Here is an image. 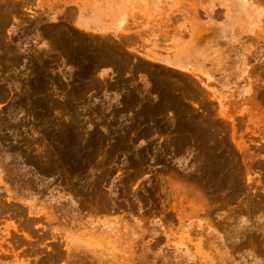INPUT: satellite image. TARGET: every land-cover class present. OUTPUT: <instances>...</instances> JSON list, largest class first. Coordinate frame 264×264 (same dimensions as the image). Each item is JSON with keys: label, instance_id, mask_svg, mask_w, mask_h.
<instances>
[{"label": "rangeland", "instance_id": "1", "mask_svg": "<svg viewBox=\"0 0 264 264\" xmlns=\"http://www.w3.org/2000/svg\"><path fill=\"white\" fill-rule=\"evenodd\" d=\"M0 264H264V0H0Z\"/></svg>", "mask_w": 264, "mask_h": 264}]
</instances>
